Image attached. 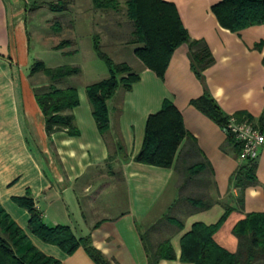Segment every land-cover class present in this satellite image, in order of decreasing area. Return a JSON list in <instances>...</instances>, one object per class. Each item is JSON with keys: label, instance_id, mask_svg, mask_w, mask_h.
<instances>
[{"label": "crops", "instance_id": "obj_1", "mask_svg": "<svg viewBox=\"0 0 264 264\" xmlns=\"http://www.w3.org/2000/svg\"><path fill=\"white\" fill-rule=\"evenodd\" d=\"M165 1L176 6L190 38L207 43L214 62L199 80L191 69L188 46L182 44L174 51L163 78L141 62L137 70L131 65L140 79L129 91L119 90L110 99L111 127L103 136L85 87L107 78V73L76 86L80 102L70 113L78 133L47 134L35 97L37 85L27 72L26 22L18 16L17 0H0V206L40 251L61 264L96 263L82 247L68 255L33 235L28 229L30 214L14 197L29 194L46 225H66L77 237L90 236L111 264H148L141 232L166 214L183 225L163 224L157 230L161 235L154 234L155 240L170 238L176 254V259L159 264H193L181 262L179 257L180 240L194 223L215 224L225 208L233 206L214 239L236 252L235 224L248 213L264 212V145L256 159L258 184L245 189L240 206V189L231 176L241 160L227 144L224 128L191 104L207 90L226 115L246 114L255 121L264 117V24L233 32L222 27L212 12L220 0ZM165 99L180 111L191 136L181 145L184 157L195 155L207 161L205 183L203 177L185 183L174 166L134 160L142 148L148 117L161 109ZM118 139L123 152L108 161ZM180 189L205 194L214 203L209 209L197 210L182 201Z\"/></svg>", "mask_w": 264, "mask_h": 264}, {"label": "trees", "instance_id": "obj_2", "mask_svg": "<svg viewBox=\"0 0 264 264\" xmlns=\"http://www.w3.org/2000/svg\"><path fill=\"white\" fill-rule=\"evenodd\" d=\"M69 3L70 0H60L49 5L52 10L57 11L66 9ZM92 3L97 10L126 15L132 26L129 43L135 46L133 51L135 57L143 67L152 70L160 78L164 77L174 51L182 44L188 46L191 69L199 80H203L204 71L214 62L207 43L204 40L190 38L176 6L171 2L126 0L122 5L119 0H92ZM211 9L219 24L233 32L264 24V0H220ZM53 28L59 30L60 25L55 23ZM71 45L70 40H62L54 48L62 49ZM94 49L105 61L109 76L87 85L85 94L97 129L105 136L111 127L110 99L119 89L129 91L140 79V74L128 62H115L111 59L102 50L101 37L98 34L94 36ZM37 73H42L48 81L55 82L80 74L81 67L78 65L49 67L42 60H36L31 67V74ZM46 85L49 89L36 90L35 97L45 117L47 134L67 131L70 135H76L78 131L70 111L80 102L77 87L57 88L48 82ZM191 104L221 127L226 126L229 115L223 112L207 90H204L200 97L193 99ZM235 116L238 120L264 126V117L255 121L246 114L238 113ZM190 137L180 111L170 100L165 99L161 109L148 117L142 148L134 160L158 167L174 166L185 183L197 181L201 177L205 183L207 161L198 160L195 155L187 159L184 157L186 153L181 152L183 141ZM227 144L233 146L234 155L238 158L240 144L233 135L228 134ZM192 146L196 147L195 141ZM122 152L123 145L118 139L113 143L108 161ZM231 181L240 189L237 203L242 206L245 189L258 184L256 160L241 161L238 169L232 174ZM180 196L182 201L191 204L197 210L209 209L214 203L212 199L206 198L205 194L197 196L182 189ZM13 200L29 212L28 229L41 241L58 246L68 255L82 247L96 264H111L92 244L90 236L77 237L66 225H46L29 194L14 197ZM234 209L233 206H227L215 224L194 223L180 240V261L193 264H264V212L248 213L235 224L233 234L238 239L236 252L228 251L215 241L214 234ZM163 224L179 228L183 225L179 219L166 214L156 224L141 232L148 264H159L164 259H176L170 238L158 241L154 239V234H157V230ZM0 264H61V261L40 251L25 231L0 206Z\"/></svg>", "mask_w": 264, "mask_h": 264}, {"label": "rangeland", "instance_id": "obj_3", "mask_svg": "<svg viewBox=\"0 0 264 264\" xmlns=\"http://www.w3.org/2000/svg\"><path fill=\"white\" fill-rule=\"evenodd\" d=\"M59 1L17 0L20 7L18 16L26 22L29 39L27 72L32 76L37 90L49 89L47 83H42L44 80L57 88H65L96 81L102 78L103 73L109 76L105 61L94 49L96 34L101 37L102 50L111 59L115 62L126 61L135 70L138 69L140 61L133 55L135 46L129 43L132 26L126 15L97 10L92 0H70L66 9L52 10L49 4ZM119 1L124 5L126 0ZM55 23L60 25L59 30L53 28ZM62 40H70L72 45L54 48ZM36 60H42L49 67L78 65L81 73L50 82L42 73L31 74V67ZM157 234L161 235L160 232ZM162 238L159 236L156 241Z\"/></svg>", "mask_w": 264, "mask_h": 264}, {"label": "built area", "instance_id": "obj_4", "mask_svg": "<svg viewBox=\"0 0 264 264\" xmlns=\"http://www.w3.org/2000/svg\"><path fill=\"white\" fill-rule=\"evenodd\" d=\"M224 130L227 134L233 135L240 144L239 160L257 159L259 148L264 145V126L260 127L252 122L241 121L235 115H231Z\"/></svg>", "mask_w": 264, "mask_h": 264}]
</instances>
